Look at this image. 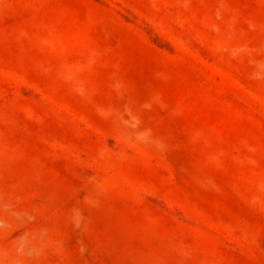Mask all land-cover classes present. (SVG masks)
<instances>
[{
  "label": "rangeland",
  "instance_id": "obj_1",
  "mask_svg": "<svg viewBox=\"0 0 264 264\" xmlns=\"http://www.w3.org/2000/svg\"><path fill=\"white\" fill-rule=\"evenodd\" d=\"M0 264H264V0H0Z\"/></svg>",
  "mask_w": 264,
  "mask_h": 264
}]
</instances>
